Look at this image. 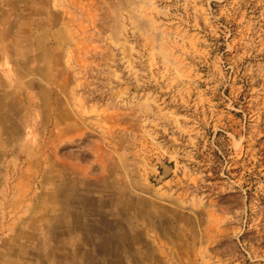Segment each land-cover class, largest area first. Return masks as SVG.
I'll return each mask as SVG.
<instances>
[{
	"label": "rangeland",
	"instance_id": "obj_1",
	"mask_svg": "<svg viewBox=\"0 0 264 264\" xmlns=\"http://www.w3.org/2000/svg\"><path fill=\"white\" fill-rule=\"evenodd\" d=\"M0 264H264V0H0Z\"/></svg>",
	"mask_w": 264,
	"mask_h": 264
}]
</instances>
